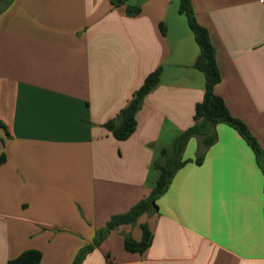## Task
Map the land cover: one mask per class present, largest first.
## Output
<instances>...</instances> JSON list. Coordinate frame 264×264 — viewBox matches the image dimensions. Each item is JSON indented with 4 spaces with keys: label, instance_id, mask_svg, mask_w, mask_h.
Returning <instances> with one entry per match:
<instances>
[{
    "label": "crops",
    "instance_id": "1",
    "mask_svg": "<svg viewBox=\"0 0 264 264\" xmlns=\"http://www.w3.org/2000/svg\"><path fill=\"white\" fill-rule=\"evenodd\" d=\"M191 1L216 51L215 93L262 156L225 124L209 147L191 138L158 212L108 232L81 264H264V0ZM126 5L9 0L0 12V264L27 250L40 264H73L111 217L151 193L161 150L194 124L205 78L173 16L179 1ZM160 68L135 133L115 139L104 125ZM145 223L147 250L126 251Z\"/></svg>",
    "mask_w": 264,
    "mask_h": 264
},
{
    "label": "trees",
    "instance_id": "2",
    "mask_svg": "<svg viewBox=\"0 0 264 264\" xmlns=\"http://www.w3.org/2000/svg\"><path fill=\"white\" fill-rule=\"evenodd\" d=\"M9 0H0V12L8 4ZM112 5L119 7L126 5V0H110ZM178 11L185 15L188 27L194 35L199 47V55L193 68L201 72L205 78L203 100L195 107L193 117L194 124L185 132L180 134L172 143L171 147L163 148L160 157L154 163V169L159 171V177L151 193L140 200L128 212L115 215L107 222L106 227L99 230L92 245L84 247L73 264H81L83 257L97 246L108 232L118 229L124 225L136 226L145 215L158 212V199L167 191L174 175L187 164L183 160L184 151L188 141L193 137H201L205 147L211 146L216 139V127L225 124L235 129L255 152L258 160L262 156V150L258 142L249 131L248 127L239 119L232 116L223 98L215 93V87L221 81L220 71L216 62V51L211 43L208 30L201 26L196 18L191 0H178ZM128 15L135 16L140 12L139 7L126 5ZM162 69L148 75L143 85L135 92L129 104L123 108L118 115L107 122L104 127L112 133L115 139L125 141L136 131V115L144 99L161 83ZM0 130L7 132L6 125L0 121ZM2 140L0 139V144ZM7 156L0 152V165L5 163ZM203 156H198L195 163L200 165ZM142 237L135 240L130 235L125 237V249L130 253H143L151 242V233L148 225L140 224ZM42 253L38 250H27L7 264H40Z\"/></svg>",
    "mask_w": 264,
    "mask_h": 264
},
{
    "label": "rangeland",
    "instance_id": "3",
    "mask_svg": "<svg viewBox=\"0 0 264 264\" xmlns=\"http://www.w3.org/2000/svg\"><path fill=\"white\" fill-rule=\"evenodd\" d=\"M173 16H174V18L176 19V21H177V25H178V30L180 31V25H184V26H186L187 27V30H188V32H189V34H191V36H192V38H193V40H194V37H193V34H192V32L189 30V28H188V23H187V19H186V17H185V15H182V14H178V13H175V14H173ZM182 25V26H183ZM194 43H195V41H193ZM195 46H196V48H198V52H199V47H198V45L195 43ZM199 74H201V73H199ZM202 75V74H201Z\"/></svg>",
    "mask_w": 264,
    "mask_h": 264
}]
</instances>
